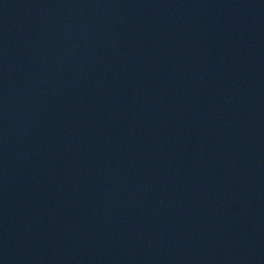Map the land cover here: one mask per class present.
Segmentation results:
<instances>
[{
	"label": "water",
	"instance_id": "obj_1",
	"mask_svg": "<svg viewBox=\"0 0 264 264\" xmlns=\"http://www.w3.org/2000/svg\"><path fill=\"white\" fill-rule=\"evenodd\" d=\"M0 264H264V0L0 12Z\"/></svg>",
	"mask_w": 264,
	"mask_h": 264
}]
</instances>
